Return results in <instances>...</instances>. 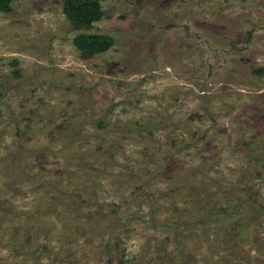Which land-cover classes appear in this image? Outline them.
<instances>
[{
	"label": "rangeland",
	"instance_id": "obj_1",
	"mask_svg": "<svg viewBox=\"0 0 264 264\" xmlns=\"http://www.w3.org/2000/svg\"><path fill=\"white\" fill-rule=\"evenodd\" d=\"M11 7L0 264H264V0H103L80 30Z\"/></svg>",
	"mask_w": 264,
	"mask_h": 264
},
{
	"label": "trees",
	"instance_id": "obj_2",
	"mask_svg": "<svg viewBox=\"0 0 264 264\" xmlns=\"http://www.w3.org/2000/svg\"><path fill=\"white\" fill-rule=\"evenodd\" d=\"M63 13L73 29H87L100 20L104 12L103 0H61ZM12 0H0V11L10 12ZM72 42L83 55H94L108 50L114 43L112 36L103 33L79 32Z\"/></svg>",
	"mask_w": 264,
	"mask_h": 264
}]
</instances>
